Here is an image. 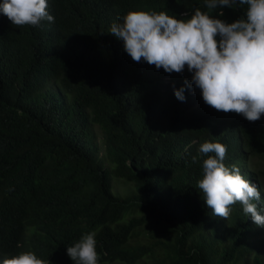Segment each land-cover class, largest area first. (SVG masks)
<instances>
[{
    "label": "trees",
    "instance_id": "16d2710c",
    "mask_svg": "<svg viewBox=\"0 0 264 264\" xmlns=\"http://www.w3.org/2000/svg\"><path fill=\"white\" fill-rule=\"evenodd\" d=\"M177 3L246 18L247 5L212 11L205 0H48L54 22L36 27L0 13V264L24 251L75 264L67 247L92 231L98 264H264V227L238 203L213 216L197 187L199 147L219 142L264 209V115L216 111L187 66L137 63L110 33L128 11L172 16Z\"/></svg>",
    "mask_w": 264,
    "mask_h": 264
},
{
    "label": "clouds",
    "instance_id": "9594fccd",
    "mask_svg": "<svg viewBox=\"0 0 264 264\" xmlns=\"http://www.w3.org/2000/svg\"><path fill=\"white\" fill-rule=\"evenodd\" d=\"M206 7L247 5L246 18L232 23L213 18L180 3L166 10L128 11L122 22L113 23L110 33L123 41L124 51L139 63L141 60L166 73H192L191 84L200 90L205 104L224 113L242 115L255 122L264 115V0H205ZM194 14L191 15V11ZM0 13L15 26H39L41 21L54 22L48 12V0H3ZM212 15H215L212 13ZM223 16V12L219 13ZM186 80L185 86L191 87ZM185 88L174 89L176 98L185 100ZM199 152L203 175L197 187L212 215L227 220L232 206L240 204L244 214L264 227V209L257 186L245 178L242 161L236 166L224 163L227 147L219 142H204ZM196 157H193V162ZM96 232H89L67 255L75 264H98ZM2 264H50L32 251L4 258Z\"/></svg>",
    "mask_w": 264,
    "mask_h": 264
},
{
    "label": "rangeland",
    "instance_id": "374dc122",
    "mask_svg": "<svg viewBox=\"0 0 264 264\" xmlns=\"http://www.w3.org/2000/svg\"><path fill=\"white\" fill-rule=\"evenodd\" d=\"M259 159H260V167L264 169V159H261V158H259ZM112 187H113V190L118 194L124 192V190L127 189V187L119 181L116 183H113ZM111 191H112V189H111ZM261 248H264V240L262 241ZM115 264H117V263H115Z\"/></svg>",
    "mask_w": 264,
    "mask_h": 264
}]
</instances>
